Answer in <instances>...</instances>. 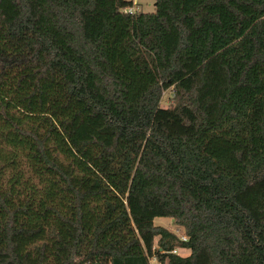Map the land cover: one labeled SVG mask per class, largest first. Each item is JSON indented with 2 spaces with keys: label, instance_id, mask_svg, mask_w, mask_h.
<instances>
[{
  "label": "trees",
  "instance_id": "obj_1",
  "mask_svg": "<svg viewBox=\"0 0 264 264\" xmlns=\"http://www.w3.org/2000/svg\"><path fill=\"white\" fill-rule=\"evenodd\" d=\"M0 264H264V0H0Z\"/></svg>",
  "mask_w": 264,
  "mask_h": 264
},
{
  "label": "rangeland",
  "instance_id": "obj_2",
  "mask_svg": "<svg viewBox=\"0 0 264 264\" xmlns=\"http://www.w3.org/2000/svg\"><path fill=\"white\" fill-rule=\"evenodd\" d=\"M135 3L141 4V8L143 9L144 12H153L154 8H155V1L156 0H132ZM171 103V100L169 98V95L166 94L164 97V101L162 102V106L163 107H167L169 106V104ZM154 225L156 226H163L167 229H170L172 231H176V226L174 223L173 219L170 218H165V217H157L154 220ZM179 253H181L182 255H188V251H180Z\"/></svg>",
  "mask_w": 264,
  "mask_h": 264
},
{
  "label": "built area",
  "instance_id": "obj_3",
  "mask_svg": "<svg viewBox=\"0 0 264 264\" xmlns=\"http://www.w3.org/2000/svg\"><path fill=\"white\" fill-rule=\"evenodd\" d=\"M136 4H138V3H135L134 2V5H136ZM184 241L186 240V238H182ZM173 253L174 254H180V255H182L181 253H179V250H175V251H173ZM182 256H185V255H182Z\"/></svg>",
  "mask_w": 264,
  "mask_h": 264
}]
</instances>
